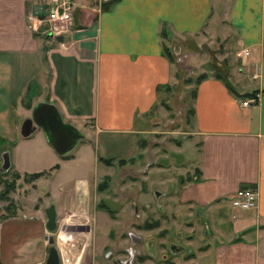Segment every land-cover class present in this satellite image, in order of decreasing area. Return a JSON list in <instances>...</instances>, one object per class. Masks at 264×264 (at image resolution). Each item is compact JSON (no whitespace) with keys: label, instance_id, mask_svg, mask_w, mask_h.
<instances>
[{"label":"crops","instance_id":"crops-1","mask_svg":"<svg viewBox=\"0 0 264 264\" xmlns=\"http://www.w3.org/2000/svg\"><path fill=\"white\" fill-rule=\"evenodd\" d=\"M64 1L72 5V20L51 22V9ZM111 2L0 0V167L9 152L10 169L22 176L46 172L37 179L45 183L41 203L13 206L18 212L0 224V264H45L51 205L57 229L77 232L68 239L80 242L72 248L80 247V258L84 231L92 233L90 256L111 241L119 249L123 239L112 238L109 228L120 219L103 202L113 200L109 188H100L113 173L101 181L85 160L125 168L139 154L147 157L145 134L154 112H161V93L173 89L181 65L191 61L206 68L207 77L189 81L195 85L189 134L174 154L177 167L189 164L187 176L172 175L159 157L142 174L145 187H156V206L168 209L153 221V251L164 254L181 241L188 257L173 252L177 264H264V0ZM42 101L85 130L76 154L59 155L40 128L22 136L24 120ZM80 168L85 177L67 186ZM241 188L257 190L255 209L232 205ZM98 216L104 246L94 232ZM167 217L170 225L163 228ZM141 230H148L145 222ZM64 243L59 239L61 251Z\"/></svg>","mask_w":264,"mask_h":264},{"label":"rangeland","instance_id":"rangeland-1","mask_svg":"<svg viewBox=\"0 0 264 264\" xmlns=\"http://www.w3.org/2000/svg\"><path fill=\"white\" fill-rule=\"evenodd\" d=\"M110 1L112 0H91V2H95L99 5H103L106 2ZM191 62L183 63L181 65V77L180 79H178V82L175 84L173 89L168 92L165 91L161 93V112H154V121L152 123L150 132H147L145 134V140H147L146 142L148 145V151L146 153L147 157H145L146 159H141V154H139L134 161L127 163L125 168H121L120 166H116L115 168H108L104 164H99V167L97 168L93 157L92 159L85 160V165H91L93 169H97L101 181L105 180V173H113L112 177L104 181V183H106V186L104 188H109L107 193H109V196L112 197L114 201L108 197V199H106L107 201L104 200L103 202H107L108 204L110 203L114 207V209H116L114 213L117 215V219H120L118 223H115V225H112L111 228H109L113 233L111 234V237L118 235L121 236L123 240L125 239V241L121 240L117 242V249L119 248L120 250H124L125 247H128L129 240H127L126 237H128L127 234L129 232H133L136 235L143 233V235L146 236L145 238L147 239V241H145V248L149 250L151 252L149 253L154 257H149L147 255L148 252L142 253L141 261L136 260L137 264H171V261L169 259H175L172 251L166 252L164 254L161 253L159 249L153 251V221L155 220V217H161L164 213L166 216H168V209L163 206V208H161L162 210H159V208L156 206V187L153 186V184L145 187V184L143 182L144 177L142 176V174L144 169L148 170L150 166L158 164L161 160L159 158L167 159V161H165L166 165L162 166L167 167V171L172 172V175H175L177 178L181 175L187 174V171L185 169L189 170L188 168L190 166L187 163H185L183 166L185 169L182 166L177 167L181 163H177L176 159L174 158V154L176 153L178 147V141L182 140V137L189 134V121L192 118L190 111L192 108V93L195 86L190 85L189 80H193V83L195 84L194 81L196 80V78L200 76V74L204 73V71H206V68L196 65L194 62ZM207 69H210V66ZM80 129L85 133L84 129ZM83 142L84 140H81L78 147L70 153V156L76 154L78 148H80ZM18 174L19 173L11 169L7 172H0V224L4 220L6 221L11 217L9 216L11 213L10 209L8 208L10 204H13L12 208L13 206H15V208H23V202L25 201L31 204H34V202L36 204L41 203V189L43 188L42 186L45 183L41 181L37 182V179H31V177L29 176L25 177V175L22 176L21 174ZM169 174L170 173L167 172V175ZM85 175L86 174H84L81 168L73 171L70 174V177H67V186L70 187V185H72L77 178L85 177ZM146 183L148 184V181H146ZM9 188H12V190L8 192ZM144 195L147 196L145 197ZM147 203H149V205ZM32 207L33 205H28V208ZM15 210H13V216H15V214L18 212L17 209ZM100 214L103 213L100 212ZM98 217L99 218H97L94 226V232L96 235V239H101L103 238L104 227L100 216ZM166 219L167 224L165 223L166 225H163V228H168L170 225L169 217H167ZM144 222L145 229L148 230L142 231L140 230L139 225L141 224L143 226ZM110 224L111 223H108V226ZM63 227L65 226H62V228ZM66 232H68V234L67 236H64V233ZM66 232H63V230L59 231L58 229L55 231L58 243L59 239L62 243L63 240H65L66 242L63 244V246H61L63 252V264H76V262L79 263V261V264H84L85 262H87V264H115L114 258L117 255L121 254L122 256L124 255V257L126 255L122 254L124 252L120 253L118 250H115L113 246L114 242L111 241L110 244L107 245V247H104V250L102 252H96L95 254L93 253V255L90 256V250H92L93 252L94 249L92 247V233L87 234V232L84 231L83 234H81L82 238L79 241H81L83 247L86 248L84 253L85 255L81 258L80 256H77L76 260L71 263V255L68 254V252L73 250V252L77 253L76 250L72 248H75V246L79 245L80 242L76 245H73L75 244L73 243L74 240L71 241L68 238H70L69 236H72L71 239H74V235H77V232H74L75 234L70 230H66ZM106 239L105 237L103 238L102 244L106 241ZM105 244H103L102 246H104ZM110 248L113 250V255L107 257L106 252ZM201 261L203 262L202 264H206V262H204L203 260Z\"/></svg>","mask_w":264,"mask_h":264},{"label":"water","instance_id":"water-1","mask_svg":"<svg viewBox=\"0 0 264 264\" xmlns=\"http://www.w3.org/2000/svg\"><path fill=\"white\" fill-rule=\"evenodd\" d=\"M37 128L43 130L49 144L61 156L71 153L85 138V134L79 128L65 121L59 108L50 101H42L34 106L31 116L22 124L21 134L23 137H29ZM3 159L0 172H7L11 167L10 153L6 152ZM47 216V228L51 234L47 236L50 247L45 264H61V251L55 235L58 221L54 205L47 209Z\"/></svg>","mask_w":264,"mask_h":264},{"label":"built area","instance_id":"built-area-1","mask_svg":"<svg viewBox=\"0 0 264 264\" xmlns=\"http://www.w3.org/2000/svg\"><path fill=\"white\" fill-rule=\"evenodd\" d=\"M72 16V5L68 1L56 4L49 13V20L57 24H63L71 21ZM245 53H247L245 51ZM179 61H183L185 56L177 54ZM254 99H250L245 105H248ZM258 204V192L255 188H241L239 189L232 199V205L240 210H252L257 207ZM60 249V248H59ZM61 251V250H60ZM63 252L61 251L62 264H63Z\"/></svg>","mask_w":264,"mask_h":264},{"label":"flooded vegetation","instance_id":"flooded-vegetation-1","mask_svg":"<svg viewBox=\"0 0 264 264\" xmlns=\"http://www.w3.org/2000/svg\"><path fill=\"white\" fill-rule=\"evenodd\" d=\"M139 228L141 230V224L139 225ZM127 236L128 237H126V238H127V240H129L128 247H125L124 250L118 249V251L120 253L124 252L122 254H126V255H125V257H124V255L122 256L121 254L117 255L114 258L115 264H137L136 260L141 261L142 253H147V252H148L147 255L149 257H154V256H152L150 254L151 252L145 248V240L143 239V237H141V234H137L136 235L133 232H129L127 234ZM77 248H76V250H77ZM169 251H172V252L181 251L182 253L179 254L178 256H183L184 259L186 257H188V255H186L188 249H187V247H185V244L181 243V241H180V244H177V245L174 244V245H171V247L168 244L167 252H169ZM76 252L77 253H75L73 251L68 252V254L71 255V257H70V260H71L70 262L71 263H73V261L76 260L77 256H79L80 249H78ZM112 255H113V250H108L106 252V256L107 257H110ZM173 256L175 258L178 257V256H175V255H173ZM169 260L171 261V264H177L176 262H174L173 258H171ZM139 264H141V263H139Z\"/></svg>","mask_w":264,"mask_h":264},{"label":"trees","instance_id":"trees-1","mask_svg":"<svg viewBox=\"0 0 264 264\" xmlns=\"http://www.w3.org/2000/svg\"><path fill=\"white\" fill-rule=\"evenodd\" d=\"M117 0H112V2L111 3H115ZM109 8V4H106V6H105V9H108ZM165 50H166V52L170 55V52H169V48H165ZM207 77V74H202V75H200L199 77H198V79H197V82H200L202 79H205ZM189 81H192V80H189ZM252 95V97L253 96H256V94L254 93V94H251ZM193 113H194V110H193ZM109 163H112L111 161L109 162ZM126 162L124 161V160H121V161H119V164L120 165H123V164H125ZM46 174V172H44V171H42V172H36V173H33V174H26L25 175V177H27V176H29V177H31V179H38V178H40L41 176H43V175H45ZM19 175V174H18ZM17 175V176H18ZM106 186V183H103V184H101V186H100V188H104ZM14 189V188H13ZM10 190H12V188H9V190H8V192L10 191ZM12 205L13 204H10L9 206H8V208L10 209V215L9 216H13L14 215V212H13V210H11L12 209Z\"/></svg>","mask_w":264,"mask_h":264}]
</instances>
